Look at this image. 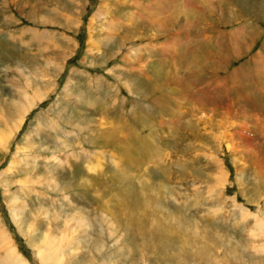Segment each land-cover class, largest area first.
I'll list each match as a JSON object with an SVG mask.
<instances>
[{"label": "rangeland", "instance_id": "obj_1", "mask_svg": "<svg viewBox=\"0 0 264 264\" xmlns=\"http://www.w3.org/2000/svg\"><path fill=\"white\" fill-rule=\"evenodd\" d=\"M0 3V264H264V0Z\"/></svg>", "mask_w": 264, "mask_h": 264}, {"label": "bare ground", "instance_id": "obj_2", "mask_svg": "<svg viewBox=\"0 0 264 264\" xmlns=\"http://www.w3.org/2000/svg\"><path fill=\"white\" fill-rule=\"evenodd\" d=\"M154 1H156V0H154ZM163 4V3H162ZM164 5V4H163ZM166 7V6H165ZM38 10V9H37ZM28 11V10H27ZM142 11V10H141ZM145 14V13H144ZM28 15V14H27ZM33 31V30H32ZM31 35H32V33H31ZM42 35V34H41ZM37 37H39V36H37ZM40 38V37H39ZM32 41V40H31ZM31 43V42H30ZM60 56V55H59ZM27 99V98H26ZM26 101V100H25ZM25 101H23L24 102V104H25ZM20 102H22V101H20ZM28 106L29 107H31L32 105L30 104V102H29V104H28ZM14 125V124H13ZM15 128V127H14ZM6 136H8L7 134H6ZM44 250V249H43ZM9 253H11V252H9ZM51 254V252H49L48 251V255H47V253H45V255H42L43 257V259H44V261H45V259L47 260V258H48V256ZM17 254H14V259L16 258L17 260L19 259L18 258V255L16 256ZM41 258V259H42ZM16 259H15V262H16ZM20 262V261H19ZM21 264H22V262H21Z\"/></svg>", "mask_w": 264, "mask_h": 264}, {"label": "crops", "instance_id": "obj_3", "mask_svg": "<svg viewBox=\"0 0 264 264\" xmlns=\"http://www.w3.org/2000/svg\"><path fill=\"white\" fill-rule=\"evenodd\" d=\"M1 7H2V5H1V3H0V10H2V8H1ZM12 15H13V14H12ZM12 15H11L10 19H13V18H12ZM5 21H6V19H5V18H3V17H2V14L0 13V27L2 26V24H1V23H3V24H4V23H5ZM6 27H8V26L6 25ZM7 35H8V34H7Z\"/></svg>", "mask_w": 264, "mask_h": 264}]
</instances>
